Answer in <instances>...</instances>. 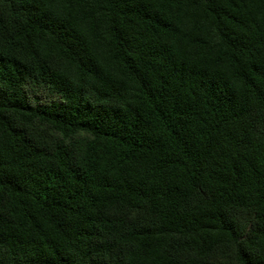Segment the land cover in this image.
<instances>
[{"label": "trees", "instance_id": "obj_1", "mask_svg": "<svg viewBox=\"0 0 264 264\" xmlns=\"http://www.w3.org/2000/svg\"><path fill=\"white\" fill-rule=\"evenodd\" d=\"M0 264H264V0H0Z\"/></svg>", "mask_w": 264, "mask_h": 264}]
</instances>
